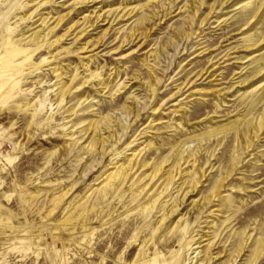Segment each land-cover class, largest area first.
<instances>
[{"label":"rangeland","instance_id":"1","mask_svg":"<svg viewBox=\"0 0 264 264\" xmlns=\"http://www.w3.org/2000/svg\"><path fill=\"white\" fill-rule=\"evenodd\" d=\"M263 113L264 0L1 1L0 264H264Z\"/></svg>","mask_w":264,"mask_h":264},{"label":"bare ground","instance_id":"2","mask_svg":"<svg viewBox=\"0 0 264 264\" xmlns=\"http://www.w3.org/2000/svg\"><path fill=\"white\" fill-rule=\"evenodd\" d=\"M3 2V3H5V2H10V1H12L13 3H14V0H0V2ZM78 4V3H77ZM129 14V13H128ZM102 17V16H101ZM93 25V24H92ZM17 50V49H16ZM19 50V49H18ZM23 50V49H22ZM25 51V50H24ZM14 54H15V51H14ZM91 80V79H90ZM69 89V88H68ZM70 90V89H69ZM67 93V92H66ZM154 94V93H153ZM263 94V93H262ZM39 99V98H38ZM41 99V98H40ZM39 102H40V100H39ZM242 125V124H241ZM262 125L264 126V113H263V115H262V121H261V125L259 126L260 128H262ZM238 129V128H237ZM93 131V130H92ZM244 136V135H243ZM96 138V137H95ZM95 138H93V139H95ZM237 139V138H236ZM96 141H97V139H96ZM92 143H94V142H92ZM96 144V143H95ZM157 168V167H156ZM233 168V166L229 169V172L228 173H230V171L232 172V169ZM153 171V170H152ZM118 173V172H117ZM124 173H126V172H124ZM118 176V175H117ZM125 176H126V174H125ZM157 176V175H156ZM171 177V176H170ZM167 178L165 181H167V184L168 183H172L171 182V178ZM223 181L224 180H221V181H219V182H217V184L215 185V188H214V192L212 193V195H210V196H208L207 198H206V204H209V203H211L212 202V198H214V196L215 197H217V196H219V193H220V190L222 189V187H223ZM141 182V181H140ZM166 183V182H165ZM167 184H166V187H167ZM169 187V186H168ZM164 190H165V188H164ZM193 191V190H192ZM105 193V192H104ZM188 194H186L185 195V197H184V200H185V198H186V196H187ZM156 201L157 200H155L154 201V203L153 204H150V206L152 205H155V207H157L156 205L157 204H155L156 203ZM174 203H176V202H174ZM168 204V203H167ZM149 205V204H148ZM171 206H172V208H170L169 210H168V208H166L165 209V212H164V215H163V217H162V219H161V223L162 222H164V220L165 219H167L168 217H170V214L172 215V213L175 211L174 209H176V210H178V205L177 204H170ZM167 206V205H166ZM204 209H203V205L201 206V207H199L198 209H197V213L192 217V220H189V216H187V218H186V215H187V213H189V212H186L185 214H184V218L187 220V222H185L186 223V226H185V228L183 229L184 230V232H183V236H185L186 235V231L188 232V230H189V227L191 228V226H192V223L194 224V223H197V221H199L201 218V214L202 213H204V211H203ZM172 211V213H170ZM175 213V212H174ZM177 226V225H176ZM188 227V228H187ZM187 229V230H186ZM194 236L191 238V239H189L190 241H189V247H188V250L190 251V250H192V252H191V254L190 255H192V254H195L194 256H192V257H190L189 258V263L188 264H203V262L201 261V259L199 258V254H201L202 252H203V250L201 251V250H199L198 251V249L199 248H201V243H202V241H199V240H197V241H195L194 242ZM201 238H203V236L201 237ZM196 244H198L197 246H195ZM164 260V259H163ZM182 260V259H181ZM179 261H180V259H179ZM188 261V260H187ZM166 262V261H165ZM165 262L163 261V263L162 264H165ZM152 264H159L158 262H153ZM231 264H233V263H231Z\"/></svg>","mask_w":264,"mask_h":264}]
</instances>
